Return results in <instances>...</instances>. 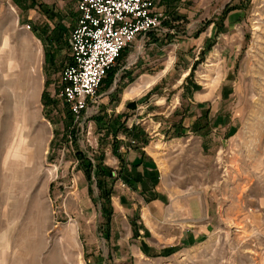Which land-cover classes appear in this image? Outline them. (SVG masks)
Listing matches in <instances>:
<instances>
[{"label": "rangeland", "instance_id": "1", "mask_svg": "<svg viewBox=\"0 0 264 264\" xmlns=\"http://www.w3.org/2000/svg\"><path fill=\"white\" fill-rule=\"evenodd\" d=\"M28 1L0 0V264H264V0H229L217 15L244 6L231 16L234 25L221 29L205 55L195 44L177 48L167 70L175 47L128 44L80 123L71 121L57 93L63 55L53 61L52 47L23 25ZM151 78L133 96L137 107L121 117L125 124L144 118L151 125L163 112L160 131L170 121L187 123L205 113L208 132L152 140L160 147L175 214L164 222L147 220L143 234L152 249L145 254L133 236L140 215L118 204L114 178L106 218L97 180L83 175L69 130L75 125L78 146L90 159L110 161L112 136L95 116L113 122L125 90ZM194 88L198 92L191 93ZM16 132V145L31 139L23 152L27 163L7 155ZM39 134L43 143L36 145ZM188 223H201L195 226L201 238L178 243Z\"/></svg>", "mask_w": 264, "mask_h": 264}, {"label": "crops", "instance_id": "2", "mask_svg": "<svg viewBox=\"0 0 264 264\" xmlns=\"http://www.w3.org/2000/svg\"><path fill=\"white\" fill-rule=\"evenodd\" d=\"M228 1L229 0H154V9L163 13L162 21L158 27L151 29L143 36L135 38L134 41L136 42L132 41L134 42L133 46L140 49L144 45H149L157 50L165 47H175V54L170 58L171 61L169 60V65L164 66L163 69L165 70L170 68L169 66L173 64L177 56V48L184 46L188 47L189 45L192 46L195 44L198 49H202L203 54L209 52L212 46L219 40V32H221V29L223 27L233 26L234 22H236L231 19V16L235 13L239 15L244 10V6L234 5L228 10L226 17L222 18L220 16L219 19L217 13H222L224 8L222 6L224 4H230L227 3ZM26 3L27 5L22 6L27 18V21L24 22L23 25L28 23L30 26L27 28L32 30L42 44L52 47L51 55L53 61H56L54 60L56 56L63 55V69L67 63L72 61L68 35L80 16L75 0L72 2L66 0H52L50 2L48 0H32V2H30L29 0ZM218 3L220 6H217ZM220 7H222V11H218ZM208 11L211 12V15L207 19L204 18V15ZM46 55L47 52L45 53V56ZM32 61L33 64H36L37 59L35 56ZM33 64L32 66L35 68ZM124 65L126 64L124 63ZM28 67L27 62L24 66L25 70ZM186 73H184V75H187ZM154 80L155 78H151L148 81L144 79L134 82L131 87L125 90L123 100L120 101L121 106L117 108L118 112L115 113L120 114L124 112V114H126L131 106L127 107V110H120L123 109L124 104L128 105L130 100L136 102L135 106L132 108L137 107V99H134L133 96L139 94L145 86L151 84ZM199 88H194L191 93L198 92L196 89ZM147 93H145V97H147ZM189 99L191 100L190 97ZM194 105L192 101L188 111H191ZM115 113L108 112V116L113 118L116 115ZM159 113L160 112H158V114ZM164 116L167 115L161 112L159 119L155 120L152 118L153 122L150 123L152 129H150L151 125H149L144 118H140V121L136 123L126 124L125 130L122 128L118 129L116 132L117 140L111 145L114 158L106 162L110 164L114 170L118 169L117 171L119 174H121L122 178L127 180L130 186H121L118 180H116V184L113 185V190L115 191V195L118 196L117 202L119 205H124L127 209H132L135 212L137 211L140 215L141 218L138 222H141L142 225L137 224V219L134 218V215L132 217L136 222L133 226V236L139 240V249L145 254H149L152 249V243L149 242V239L143 234L145 231L148 232L149 229L147 220L150 219L151 223H154L153 221L164 222V220H168V218L175 214L172 208L173 201L166 186L162 162H160L161 160L157 154V150H159L160 147L156 146L157 141L153 143L152 140H155L157 135H160L158 138L162 140L165 136L175 138L192 132L193 130L191 129L193 128L190 126L200 115H193L195 117L192 116V120L187 123L184 120L170 121L166 125L164 124L159 131L158 126L161 125ZM203 121V118L200 119V122ZM206 126L196 131L207 133L208 130H204ZM110 134L113 142L115 138H113L112 133ZM10 162L8 170L14 163L13 160ZM83 175L85 178L87 177L84 170ZM87 189L89 192V182L87 183ZM91 190L92 192L94 190L92 185ZM201 223H197L196 225L194 223L183 225L178 235V243H196V241L201 238L202 233H200L201 227L195 226H200ZM173 237L176 238L177 233H175Z\"/></svg>", "mask_w": 264, "mask_h": 264}, {"label": "built area", "instance_id": "3", "mask_svg": "<svg viewBox=\"0 0 264 264\" xmlns=\"http://www.w3.org/2000/svg\"><path fill=\"white\" fill-rule=\"evenodd\" d=\"M75 2L80 16L68 35L72 61L61 71L57 93L80 123L122 50L138 36L158 27L163 13L154 9V0ZM114 175L121 186L130 187L115 170Z\"/></svg>", "mask_w": 264, "mask_h": 264}, {"label": "trees", "instance_id": "4", "mask_svg": "<svg viewBox=\"0 0 264 264\" xmlns=\"http://www.w3.org/2000/svg\"><path fill=\"white\" fill-rule=\"evenodd\" d=\"M111 69H112V67L109 69V71ZM109 71H108V74L110 73ZM44 92H45V90L43 91V94H44ZM135 104H136V102L134 100H130L128 103V107L129 106L134 107ZM122 116L125 118L126 114H124V112L120 113V114L118 113V115L113 118L114 119L113 122H111L110 119H108V120L103 119L101 117V115L95 116L98 126L104 127L107 133H112L113 138H115L114 141L112 142V144H114V142L117 140V138H116L117 137L116 136L117 130L120 128H122L123 130L126 129L125 120H123L121 118ZM69 117H70L71 121H73V119H72L73 115H72L70 108H69ZM205 117H207V115L205 113L204 114L202 113L201 116H199L197 118V120L193 123V129L198 130L199 128H201L203 126H206L207 121H206V119H204ZM202 118L204 119V121L200 122V119H202ZM74 127H75V125H73L70 128L69 132H70V135H72V140L74 141V150H75L76 155L78 156L79 165H81V167L84 169L85 175L87 176L88 179H93L95 177V179L97 180L99 190H100L99 198L102 199L104 202L103 203L104 214H105L106 218L109 219L110 212L112 211L111 205H110V200L112 197V195H111L112 185H113V181H115L114 178H116V176H114V169L112 166L103 162V158L101 157L102 155L98 156L95 160L90 159L87 151L78 146V140H77L78 139V135H77L78 130L77 129L74 130ZM118 174H119V172H118ZM155 254H159V252H156Z\"/></svg>", "mask_w": 264, "mask_h": 264}, {"label": "bare ground", "instance_id": "5", "mask_svg": "<svg viewBox=\"0 0 264 264\" xmlns=\"http://www.w3.org/2000/svg\"><path fill=\"white\" fill-rule=\"evenodd\" d=\"M6 42V41H5ZM8 55V54H7ZM11 55H12V53H11ZM15 57V56H14ZM36 86V85H35ZM26 120H27V118H26ZM18 130V127L16 128V131ZM39 132V131H38ZM15 135L13 136V139H12V141H11V143H9V146L11 147V149L10 150H8V153H7V155L8 156H12V158H14V159H16L17 161L19 160V161H23L24 163H27V161H25V158H26V154H27V152H28V148H31V139H29V138H26L25 136L24 137H22L21 139H20V141L18 142V144L16 145L15 144V139H16V137L19 135V133L18 132H16V133H14ZM43 140V137L39 134V135H37V136H35V139H34V142H35V144H42V141ZM13 146H15L14 148H13ZM13 149V150H12ZM25 151V155H23V152ZM21 155H23V157L21 156ZM10 160H11V158H10ZM20 163V162H19ZM10 165V164H9ZM15 165H19V164H17V163H15Z\"/></svg>", "mask_w": 264, "mask_h": 264}]
</instances>
